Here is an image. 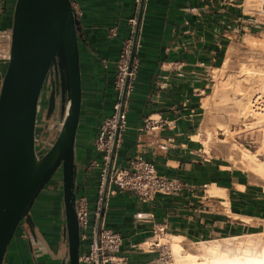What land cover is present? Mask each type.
Wrapping results in <instances>:
<instances>
[{"label":"crops","instance_id":"crops-1","mask_svg":"<svg viewBox=\"0 0 264 264\" xmlns=\"http://www.w3.org/2000/svg\"><path fill=\"white\" fill-rule=\"evenodd\" d=\"M14 1H1L0 29L12 27ZM72 1L84 39L75 188L86 200L90 218L80 243L82 256L92 241L104 165L94 140L104 118L113 113L117 60L133 35L128 20L137 16L138 7L135 0ZM244 5L245 0H144L133 58L137 68L112 167H125L139 157L184 185L177 193H157L148 200L109 186L101 227L118 232L122 243L104 264H170L164 259L170 249L180 252L193 244L242 236L250 237L246 246L252 251L244 258L263 251L256 247L264 235L258 231L264 226V179L249 168L240 150L225 158L203 144L212 142L214 120L204 107L209 109L207 99L219 94L216 74L228 67L236 40L257 27ZM3 70L0 63V86ZM148 116L161 118L162 127L144 129ZM20 241L21 246H13L18 257L3 264H31ZM230 247L223 242L201 249Z\"/></svg>","mask_w":264,"mask_h":264},{"label":"water","instance_id":"water-1","mask_svg":"<svg viewBox=\"0 0 264 264\" xmlns=\"http://www.w3.org/2000/svg\"><path fill=\"white\" fill-rule=\"evenodd\" d=\"M144 0H140L131 39L127 72L131 70ZM9 60L4 64L0 86V264L8 245L38 193L58 167L62 170L67 261L81 264L80 226L74 207L77 169L72 145L82 101L80 46L84 42L80 20L70 0H15ZM57 63L75 92L69 111L49 151L39 156L36 119L40 93L49 69ZM130 77L127 74L119 98L116 127L99 199L96 222L98 243L103 210ZM69 200V206H68ZM97 264H102L100 257Z\"/></svg>","mask_w":264,"mask_h":264},{"label":"rangeland","instance_id":"rangeland-1","mask_svg":"<svg viewBox=\"0 0 264 264\" xmlns=\"http://www.w3.org/2000/svg\"><path fill=\"white\" fill-rule=\"evenodd\" d=\"M245 3V10L250 14H253L249 9L256 6V0H245ZM252 17L256 20L257 27L254 28V31L249 35H242L238 40H236L234 50L230 55L231 57L228 63V67L226 69L224 68L220 70L216 74L217 85L220 79L223 81L224 85L220 87L218 95L212 94L207 99V102L209 103V109H206L203 106L204 114L206 113V110L210 111V113L212 114L214 126L212 127V142H202L206 151L216 152L217 154H219L220 156L222 155L225 158H227V153L233 156L234 151L240 150L243 155L245 153H251L253 155V161L264 164V135L263 133H261L263 131L261 127L264 126V121L258 122V125L256 124L257 127L254 126L255 122L253 120L257 121V119H252L250 117L246 118L244 115L245 112L240 115L235 105V100L238 96L239 88L237 82L246 81L245 83H248L247 87L251 88L252 90L253 84L250 85V83H252V80L254 79L256 74L259 73V70L261 68L264 70V23H260V17L256 15H252ZM214 80L215 86V77ZM255 92L256 91H254L253 89V91H251V94L253 95ZM210 93L211 92H209V95ZM247 108L245 110H247ZM57 174L58 173H56L54 177ZM45 192V189L41 191L35 201V205H38L43 200ZM258 231H264V226L262 227V229L259 228ZM20 232L21 230L18 228L8 245L4 257L5 263H9L11 257L14 255L15 257H18V251L13 248V246H21ZM248 238L250 237L242 236L197 243L191 245L188 248H185L184 250H181L180 252H175L173 249H170L172 263L198 264V261L207 262L211 261V259L213 261L216 258L224 256L243 259V253H252V251L248 250L246 246ZM161 241L165 242V240ZM223 242H229L231 244V247L227 250H217L215 252L201 249L202 247L211 248L215 244L220 245ZM262 247H264V235L260 239L256 248L258 250ZM191 254H194L195 256ZM259 256H261V254H259Z\"/></svg>","mask_w":264,"mask_h":264},{"label":"built area","instance_id":"built-area-1","mask_svg":"<svg viewBox=\"0 0 264 264\" xmlns=\"http://www.w3.org/2000/svg\"><path fill=\"white\" fill-rule=\"evenodd\" d=\"M1 1L2 0H0V4ZM70 1L74 12L78 16V12L75 8L74 2L72 0ZM135 2L138 7L140 0H135ZM249 10L252 11L253 13L252 15H256L260 17L261 19L260 23H264V0H256V6ZM128 21L132 26V32H131L132 35L136 23V17H133ZM11 36H12L11 28L0 29V63L5 64L9 60ZM131 39L132 36L130 37L129 40H127V42H125L117 60L116 76L114 82V87L117 91V99L113 106V113L110 116L104 118V120L99 126L98 133L94 140V148L95 150L103 153L102 158L104 161V165L101 169V176H100L101 189L99 194H101L103 181L107 172V163H108L110 149L114 136V129L116 127L117 112L119 109V98L123 87V84L121 87L118 86V77L120 73L121 64L126 63L125 76L128 74L130 77V81L134 77L137 68L136 63L133 62L130 72L129 73L127 72V63H128ZM130 81H129V86H130ZM249 109H250L249 111L250 116H247V118L248 117L254 118L253 115H257V116L264 115V89H263V93H257L255 94V96L252 97L250 101ZM262 118H264V116H262ZM124 120H125V111L123 110L120 116L119 130L123 125ZM162 125H163V120L161 118H152L151 116H148L144 120V129L146 130H156L158 128H161ZM111 185L119 190L134 192L135 194L140 196L143 200H148L151 199L157 193L160 194L177 193L182 189L184 183L177 178L167 177L158 174L152 163L139 157H133L128 160V164L125 167H112L109 177V186ZM98 207H99V201H98L97 210L94 214L95 223L92 226V241L88 246V251L84 255L80 256L81 262L84 263L97 264L98 257H100L102 264L108 262L110 260V256L119 250L122 243V238L118 232L110 228H104V227L100 228L98 243H96L95 234H96ZM88 213L89 212H88L86 200L83 197L79 196L77 201V214H78V221L80 226L81 240L86 238L85 231L88 227ZM155 245H158V243H156ZM164 259L168 262L170 261L172 262L171 254L166 252Z\"/></svg>","mask_w":264,"mask_h":264},{"label":"flooded vegetation","instance_id":"flooded-vegetation-1","mask_svg":"<svg viewBox=\"0 0 264 264\" xmlns=\"http://www.w3.org/2000/svg\"><path fill=\"white\" fill-rule=\"evenodd\" d=\"M69 100L70 93L64 72L55 63L49 69L40 93L35 130L39 156L47 152L55 141ZM74 148L77 169L76 141ZM56 173L58 174L54 177ZM43 189L46 190L44 198L35 205ZM43 189L38 193L29 210L30 218H24L17 227L21 230L20 239L28 249L31 264H67L68 240L61 167L56 169ZM74 193V207L77 211L79 195L76 188Z\"/></svg>","mask_w":264,"mask_h":264},{"label":"bare ground","instance_id":"bare-ground-1","mask_svg":"<svg viewBox=\"0 0 264 264\" xmlns=\"http://www.w3.org/2000/svg\"><path fill=\"white\" fill-rule=\"evenodd\" d=\"M79 63H80V61H79ZM125 68H126V63H122L121 64V68H120L119 77H118V86L119 87L122 86L123 81H124L125 72H126L125 71ZM79 71H80V69H79ZM245 82L244 81L237 82V84L239 85V88H238V96H237V98L235 100V105L237 107L238 113L240 115H242L245 112L244 115L247 118V116H250V114H249V111H250L249 107H250V101H251L252 97L255 96V94H257V93H263V89H264V70L261 68L259 70V73H257L256 76L254 77V79L252 80V83H250V85L253 84L252 90H251V88L247 87L248 86L247 85L248 83H245ZM80 84H81V74H80ZM66 85H67V89H68V91L70 93V96L73 95L74 92H75V87H74V84H73L72 80L69 77H68V79L66 81ZM223 85H224V83L220 79L219 80V83H218V87H222ZM245 85H246V87H245ZM253 89L256 92L252 95L251 94V91H253ZM70 100H69V102H70ZM248 100H249V102H248ZM69 107H70V104L67 103L66 112L69 111ZM246 108H247V110H245ZM262 116H264V115H261V116L253 115L254 119H257V121L256 120H253L255 122V125L254 126H256V124L258 125V122H260V121L263 122L264 121V118H262ZM79 117H80V113H79ZM250 118H252V117H250ZM248 124H250V123H248ZM77 127H78V125L75 128V137H74L73 144H71V142H70L69 139L66 140V142H68L70 145H72L73 150H74V154H75L74 145H75V141H76ZM258 127H260V126H258ZM262 127L264 128V126H262ZM262 127H261V129L263 131L261 133H263V135H264V129ZM47 152H45V153H47ZM242 155H243V153H242ZM243 157L249 163L248 166L250 167V169L252 171H254L257 175H259L261 178L264 179V164L257 163L255 161H253V155L251 153H245L243 155ZM68 206H69V200H68ZM67 264H69V262H67ZM198 264H264V248H263V251H261V256L258 255V257L252 256V257H246V258H243V259H239V258H236V257L235 258H232V259L216 258L213 261H212V259H211V261H207V262L200 261V262H198Z\"/></svg>","mask_w":264,"mask_h":264}]
</instances>
